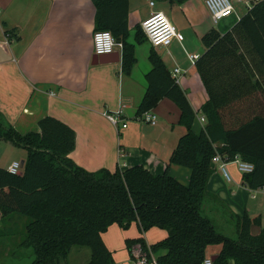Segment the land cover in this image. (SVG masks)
I'll use <instances>...</instances> for the list:
<instances>
[{
    "label": "trees",
    "instance_id": "trees-1",
    "mask_svg": "<svg viewBox=\"0 0 264 264\" xmlns=\"http://www.w3.org/2000/svg\"><path fill=\"white\" fill-rule=\"evenodd\" d=\"M94 5L96 31H110L120 41L122 71L131 75L136 46L129 42L130 0H94ZM147 41L142 26L137 27L135 43ZM202 42L206 51L195 67L208 93L202 109L203 130L194 132L197 114L155 49L150 53L153 68L146 77L148 89L138 109L142 117L163 99L180 109V125L187 132L170 165L191 171L188 185L171 176L170 166L159 176L142 166L88 172L68 158L76 147V133L68 125L46 117L39 123L40 133L21 134L0 116V142L27 150L21 174L0 168V212L2 220L28 219L19 247L33 252L32 264H62L73 247L90 249L87 264H116L103 235L113 225L128 231L133 224L142 236L153 229L167 236L150 246L143 237L127 240L130 257L139 245L148 255L165 251L157 259L159 264H204L209 248L219 246L213 264H264L260 218L232 216L238 235L232 239L219 233L202 213L217 154L254 165L251 174L242 175V183L253 191L264 188V0L229 31L213 29ZM255 226L261 227L256 236Z\"/></svg>",
    "mask_w": 264,
    "mask_h": 264
},
{
    "label": "crops",
    "instance_id": "crops-1",
    "mask_svg": "<svg viewBox=\"0 0 264 264\" xmlns=\"http://www.w3.org/2000/svg\"><path fill=\"white\" fill-rule=\"evenodd\" d=\"M151 2H155L154 7L150 6ZM196 2L187 0L176 4L164 0L163 3L172 7L168 14L165 8L156 9V0H130L129 42L136 46V65L127 76L122 71L123 47L114 52L119 54L117 63H93L96 56L93 45L96 31L94 0H0L2 121L21 134L40 133V121L53 117L75 131L76 147L68 158L78 167L94 173L103 169L127 171L142 166L159 176L170 166L171 176L188 185L191 171L170 165L173 152L185 134V128L180 125V109L171 100L163 99L152 111L158 117L155 126L143 122L142 117H138V109L148 89L146 77L153 68L150 53L155 49L172 77L176 69L181 70L177 83L197 114L194 132L199 134L203 130L206 124L200 119L204 117L202 109L208 101V94L189 55H195L199 60L206 51L202 46L205 32L217 27L213 24L212 29L202 31L203 27L199 26L193 33L185 25L188 29L185 36L180 34L179 40L164 49L154 48L149 41L136 44L132 30L141 26L153 11L167 14L175 26L176 14L183 9H188L193 16H197L199 11L196 10H201L211 19L205 0H198V6ZM236 22L235 18H230L226 23L233 26ZM120 108L123 109V121L115 126L104 113L112 114ZM26 157V149L0 142V168L9 170L14 162L26 163ZM229 171L232 182L215 168L208 185L210 196L204 208L227 209L231 216L239 218L248 214L252 219L260 218L264 227V189L253 191L243 185L242 174L235 165H230ZM251 202L256 203L253 211L249 208ZM253 212L256 215H251ZM13 219L21 228L20 224L25 225L28 220L19 216ZM260 231L261 227L255 226L252 234L256 236ZM166 236L165 231L157 229L142 236L133 224L128 231L113 225L103 239L113 252L116 264H132L126 248L127 240L143 237L150 246ZM220 249L209 254V258H216ZM165 253L150 252L156 259ZM88 258L90 261L91 254ZM65 263L69 264V260Z\"/></svg>",
    "mask_w": 264,
    "mask_h": 264
},
{
    "label": "built area",
    "instance_id": "built-area-1",
    "mask_svg": "<svg viewBox=\"0 0 264 264\" xmlns=\"http://www.w3.org/2000/svg\"><path fill=\"white\" fill-rule=\"evenodd\" d=\"M234 1L243 3L245 8L251 10L255 4L262 0H205L207 9L210 13L213 24L217 27L221 22L235 18L236 21H240L242 15H239L235 10ZM151 7L155 6V2L150 3ZM142 28L147 36L149 42L154 48H167L176 39H180V34L176 26L170 21L168 16L161 11H153L142 22ZM94 52L97 56L113 54L116 48H122L123 45L117 43L110 31H96L93 35ZM189 59L193 65H196L198 59L195 55H189ZM181 73L180 69H176L174 72V79L177 80L178 75ZM104 116L115 126H118L123 121V109L120 108L115 113H104ZM142 121L153 126L157 125V115L150 111L142 116ZM201 123L206 124V119L202 117ZM123 128H127V125H123ZM213 164L218 169L228 182L233 181V177L229 171L230 165H235L237 170L242 174H251L254 171V165L243 161L240 157H236L234 160H229L226 156L217 154L213 159ZM13 175H19L23 171L20 162H14L8 170ZM264 189V188H263ZM260 190V189H259ZM213 260L208 258L204 264H213ZM138 264H159L158 260L153 256H142L138 260Z\"/></svg>",
    "mask_w": 264,
    "mask_h": 264
},
{
    "label": "rangeland",
    "instance_id": "rangeland-1",
    "mask_svg": "<svg viewBox=\"0 0 264 264\" xmlns=\"http://www.w3.org/2000/svg\"><path fill=\"white\" fill-rule=\"evenodd\" d=\"M156 1H157V5H158L156 9H160L161 7L163 9L165 8L166 12L168 14H170V12L172 10L171 9L172 7L170 5L163 3L164 0H156ZM166 2H169V1L166 0ZM186 2H184V3H186ZM195 5L198 6V0H197ZM234 5H235V10L237 11V13L239 15H244L248 12V8H245L243 3H239L238 1H234ZM183 8L184 7H182L181 9H183ZM196 11L197 12L199 11L197 16H193L192 14H190L188 9H186V11L183 9V11H179L176 14V16H177V17H175L176 18V20H175L176 26L178 27V32H179V34H181L182 37L185 36V31H186V33L188 32V29L187 30L185 29V25L187 27H190L192 29L191 31H193V33L195 32V30L197 32V29H199V26L203 27L204 30H202V31H206L207 28L208 29L213 28V23H212L210 17L208 15H206L205 13H203L201 10H196ZM169 19H170V17H169ZM229 20L230 19H227V20L221 22L217 26V30L221 33H225L227 31H229L231 29V26H232V25H228L226 23ZM189 33H190V31H189ZM205 33L207 34L209 32H205ZM135 34H136V30L133 29L132 35L135 36ZM176 40H178V39H176ZM202 44H203V42H202ZM202 46L205 47L204 44ZM147 47H148V45H147ZM162 49H164V48H162ZM198 55H201V54H198ZM205 90H206V88H205ZM200 126H198V128H200ZM184 130H185V134H186L187 131H186V129H184ZM255 204L256 203H254V202L250 203L249 208L252 211L255 209ZM202 213L205 217L209 218L213 222V224L216 227V230L219 233L226 235L232 239H237L238 235L236 232L235 218L232 217L233 215L231 216V213L228 212L227 209L216 210L212 207L206 208V209L203 208ZM251 215H256V214H255V212H253ZM14 217L10 216L7 219L0 221V259H1V257H2V259L4 258L2 260L3 261L2 264H32L33 258H34L33 252L31 250L21 249L19 247V245H20L19 242L23 239V235L25 233V225L23 223H21L20 225H22V228L19 227L18 225L16 226V223L13 219ZM27 222H28V220H27ZM134 247H136V248H134ZM134 247L132 249V257H130V255H129V261L132 262V264H138V260L142 256H151V254L148 255L144 251V249L141 248L139 245L134 246ZM217 249H219V246L210 247L209 248V254L213 253ZM89 254H91V251L87 247H73L71 249V251L69 252L68 259L66 261H63L62 263L66 264L65 262H68V260H69V264H82L84 261H89L88 260Z\"/></svg>",
    "mask_w": 264,
    "mask_h": 264
},
{
    "label": "water",
    "instance_id": "water-1",
    "mask_svg": "<svg viewBox=\"0 0 264 264\" xmlns=\"http://www.w3.org/2000/svg\"><path fill=\"white\" fill-rule=\"evenodd\" d=\"M118 44H120V41H117ZM119 61V54L113 53L110 55H103V56H95L94 58V64H108V63H117ZM25 162L21 163V168L24 169ZM216 258H213L212 260L214 261Z\"/></svg>",
    "mask_w": 264,
    "mask_h": 264
}]
</instances>
